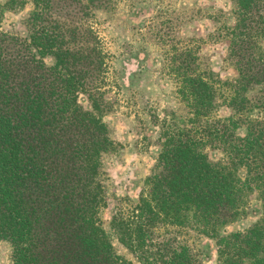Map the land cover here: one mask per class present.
<instances>
[{"label": "trees", "instance_id": "1", "mask_svg": "<svg viewBox=\"0 0 264 264\" xmlns=\"http://www.w3.org/2000/svg\"><path fill=\"white\" fill-rule=\"evenodd\" d=\"M27 1L0 0V242L10 264H204L177 231L185 227L217 241V264H264V0H227L230 11L210 18L233 80L202 69L200 40L179 37L180 14L155 17V39L145 27L165 49L160 72L186 111L151 112L156 163L134 207L112 208L109 229L108 169L121 146L104 120L89 22L122 0H33L27 36L3 32L6 12ZM209 149L223 158L213 162ZM251 196L260 218L224 234L246 217Z\"/></svg>", "mask_w": 264, "mask_h": 264}, {"label": "rangeland", "instance_id": "2", "mask_svg": "<svg viewBox=\"0 0 264 264\" xmlns=\"http://www.w3.org/2000/svg\"><path fill=\"white\" fill-rule=\"evenodd\" d=\"M6 3L7 0H1ZM33 0L25 7L6 12L1 23L3 32L27 36L26 20L33 10ZM227 0H122L111 15H97L89 25L98 40V52L103 61V70L98 79L103 93L104 120L112 139L121 146L117 161L109 166L110 208L102 212L104 227L109 229L112 208L119 205L125 211L134 207L144 187L145 180L156 163L159 147L156 144L158 128L152 123L151 112L163 117L164 112L186 109L175 93V84L163 77L161 54L165 50L149 42L155 39L160 15L180 14L182 26L179 37L183 41L200 40L201 67L210 70L221 80H233L237 73L227 61V42L214 40L219 24L210 19L219 11H230ZM145 27L151 33L145 37ZM155 30V31H153ZM152 41V40H150ZM100 50V51H99ZM80 104L90 107L85 93L80 95ZM225 112L221 111V115ZM209 158L218 162L223 158L219 150H207ZM246 171L240 176L245 178ZM261 202L251 196L244 219L230 225L224 234L243 231L261 216ZM182 239L198 252L204 264H217V241L200 234L192 227L177 229ZM122 254L128 252L117 242ZM11 249L0 242V264H10Z\"/></svg>", "mask_w": 264, "mask_h": 264}]
</instances>
